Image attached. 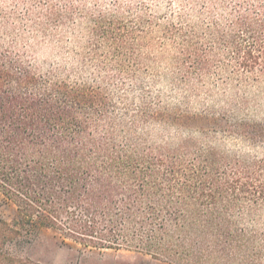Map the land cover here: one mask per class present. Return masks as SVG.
Here are the masks:
<instances>
[{
  "label": "trees",
  "instance_id": "16d2710c",
  "mask_svg": "<svg viewBox=\"0 0 264 264\" xmlns=\"http://www.w3.org/2000/svg\"><path fill=\"white\" fill-rule=\"evenodd\" d=\"M232 28L222 48L240 82L259 81L264 0L237 6ZM94 34L121 42L104 20ZM179 62L185 77L212 67L190 42ZM117 110L104 82L42 73L0 42V194L15 208L0 219V264H41L27 249L43 230L174 264H257L247 218L264 208V162L154 134L167 120L148 104Z\"/></svg>",
  "mask_w": 264,
  "mask_h": 264
},
{
  "label": "rangeland",
  "instance_id": "374dc122",
  "mask_svg": "<svg viewBox=\"0 0 264 264\" xmlns=\"http://www.w3.org/2000/svg\"><path fill=\"white\" fill-rule=\"evenodd\" d=\"M252 1L0 0V42L42 73L104 82L117 112H138L148 104L167 120L152 128L154 134L173 141L192 136L264 162V78L240 82L220 44L221 36L232 34L235 8ZM101 20L121 42L94 34V23ZM189 42L211 60L202 78L185 77L179 62ZM14 213L0 194V219L9 221ZM247 221L263 250L257 264H264V208ZM27 256L41 264H174L125 251L88 250L51 230L35 237Z\"/></svg>",
  "mask_w": 264,
  "mask_h": 264
}]
</instances>
